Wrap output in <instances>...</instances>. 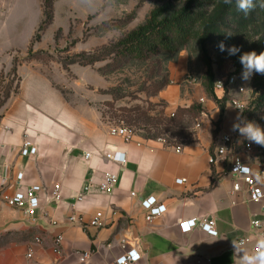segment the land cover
Here are the masks:
<instances>
[{
	"label": "crops",
	"instance_id": "1",
	"mask_svg": "<svg viewBox=\"0 0 264 264\" xmlns=\"http://www.w3.org/2000/svg\"><path fill=\"white\" fill-rule=\"evenodd\" d=\"M25 67H18L22 77L18 95L0 109V264H114L123 252V237L138 246L141 264H241L244 253H255L264 261V254L254 250L264 239V200L251 201L245 184L233 192L237 181L231 173L233 153L210 162L225 134L235 138L234 154L254 171L257 158L243 151L239 143L245 138L232 131L237 110L228 101L222 113L202 77L198 84L185 80L189 68L182 58L171 69V83L159 99L172 114L204 98L201 108L207 113L202 127H195L188 141L180 144L182 152L139 132L126 143L110 134L112 124L98 121L97 111L89 119L64 112L65 103L50 78L26 74ZM227 91L230 96L236 93L234 87ZM26 142L38 148L37 154L22 156ZM86 153L92 155L90 159ZM108 153H124L127 160H110ZM106 171L119 174L112 195L98 190ZM19 173L24 174L21 183ZM182 178L186 181L178 183ZM90 181L91 194L75 210V197ZM57 184L62 187L60 202L52 199ZM32 185L43 188L35 221L4 200V195ZM152 196L167 210L149 223L143 201ZM114 210L120 214L113 216ZM99 211L105 214L103 227L69 222L74 213L89 222ZM204 218L216 221L218 236L186 226L189 220ZM254 220L261 226L255 227ZM58 235L64 236L60 253L55 243ZM240 240L245 244H238ZM85 251L91 252V258L81 262L79 255Z\"/></svg>",
	"mask_w": 264,
	"mask_h": 264
},
{
	"label": "rangeland",
	"instance_id": "2",
	"mask_svg": "<svg viewBox=\"0 0 264 264\" xmlns=\"http://www.w3.org/2000/svg\"><path fill=\"white\" fill-rule=\"evenodd\" d=\"M196 10L209 12L217 0H197ZM188 0H0V109L18 95L22 71L50 78L64 112L98 121L126 124L150 138L179 145L195 132L197 98L190 107L166 112L159 94L171 83V69L181 58L188 64L184 79L198 84L206 74L201 48L203 25L190 24L175 41L176 51L164 50L154 37L139 44L129 36L145 24L153 10L167 6L165 16L181 10ZM46 12V14H45ZM208 39L217 78L238 75L249 93L246 114L253 112L256 76L237 74L233 62ZM191 76V77H190ZM195 107L193 108V106ZM63 114V112L61 113Z\"/></svg>",
	"mask_w": 264,
	"mask_h": 264
},
{
	"label": "built area",
	"instance_id": "3",
	"mask_svg": "<svg viewBox=\"0 0 264 264\" xmlns=\"http://www.w3.org/2000/svg\"><path fill=\"white\" fill-rule=\"evenodd\" d=\"M191 77V76H190ZM234 87L236 93L233 94L230 98V103L237 110L238 115L241 116V119L246 120V110L248 104L250 102V95L247 92L245 86L243 85L240 77L238 75H231L228 78L222 79L217 78L215 83V90L217 92H225L228 88ZM200 103H205V99L202 98ZM244 111L241 112V109ZM175 115V112L172 113ZM207 117V113L205 111L201 112V115L196 120L195 127L201 128L203 125L204 119ZM137 131L134 127L128 126L126 124H112L110 128V134L115 137L121 138L126 143H130L134 140L137 135ZM159 141H163L170 147H173L177 152H182L183 148L179 145H174L168 143L163 138H157ZM242 146L243 151L249 156H255L257 158V167L256 171L253 170L251 166L246 164L245 160L239 155L234 154L236 140L230 134H225L220 139V145L216 149L215 156L210 158L211 163H215L218 158L225 156L226 154L233 153V162L231 165V173L237 179L233 186V192L237 193L242 189V184H245L247 191L249 193L250 200L253 202H261L264 200V180L258 181L257 176L264 177V146L259 148L257 144L250 142L244 139L243 142L239 143ZM238 145V141H237ZM38 152V148L35 146H31L29 142L24 144V147L21 151L22 156H31L35 155ZM90 153L85 154L86 159L91 158ZM107 158L110 160H115L119 163L126 162V155L124 153H108ZM0 177H2L0 173ZM24 179V174L19 173L17 175V180L21 183ZM119 174L114 171H106L104 173L102 181L98 184V190L107 195H112L119 183ZM186 179L182 178L178 180V183L185 182ZM93 189V181L85 184L81 192L75 197L74 208L75 210H79V205L82 204L85 199L91 194ZM43 192V188L40 185H32L27 188L20 189L16 191L14 194H6L4 195V200L8 206L22 210L30 220L35 221L37 217V213L41 207V194ZM52 199L55 202H60L62 200V187L57 184L54 188ZM143 206L145 208V219L147 222L152 223L155 219L159 218L162 214H164L167 210L166 205L160 204L155 196L149 197L143 201ZM120 212L118 210L113 211V216L119 215ZM69 222L71 224H79L82 226L90 225L96 227H103L105 225V214L102 211L96 213L94 218H92L89 222L86 221L83 214H72L69 217ZM252 224L255 227L261 226L259 220H254ZM186 226L190 228L199 227L206 233L212 236H218L219 231L217 229L216 221L212 218H204L201 220L192 219L186 222ZM64 240L63 235H58L56 238V251L58 253L61 252V244ZM246 240H240L238 244H245ZM121 245L123 248V252L117 256L114 264H141L143 259V255L140 252L137 245H132L129 241V238L123 237L121 239ZM256 253L262 254L264 252V239L260 240L255 248ZM29 257H32V254H29ZM91 258V252L85 251L80 253L79 260L81 262H86Z\"/></svg>",
	"mask_w": 264,
	"mask_h": 264
},
{
	"label": "trees",
	"instance_id": "4",
	"mask_svg": "<svg viewBox=\"0 0 264 264\" xmlns=\"http://www.w3.org/2000/svg\"><path fill=\"white\" fill-rule=\"evenodd\" d=\"M197 6V0H188L181 10L171 16H165L169 10L167 6L159 7L153 10L148 21L135 30L129 39H133L139 44H145L155 36L159 40L158 44L161 48L174 52L176 51L175 41L184 37L185 27L190 24L201 23L203 25L201 48L203 62L206 66V74L202 76V84L224 113L225 104L231 96L226 90L224 95L219 97L215 90L217 77L214 61L207 45L208 39L211 36L218 37L217 48L222 55L233 62L237 74H242L244 69L240 63V56L250 52H255L257 55L264 53V9L257 8L245 17L242 13L237 12L234 4L226 5L223 0H217L209 12H199L196 10ZM227 31H231L233 34L228 36L225 33ZM221 43L225 45V51L220 50L219 45ZM233 46L239 48V52L236 55H229L227 49ZM254 89L252 111L262 114L261 118L258 116L256 119V124L260 126L264 125V75L257 74ZM201 112L202 108L198 106L197 114H201ZM245 116L248 121L246 113Z\"/></svg>",
	"mask_w": 264,
	"mask_h": 264
},
{
	"label": "clouds",
	"instance_id": "5",
	"mask_svg": "<svg viewBox=\"0 0 264 264\" xmlns=\"http://www.w3.org/2000/svg\"><path fill=\"white\" fill-rule=\"evenodd\" d=\"M226 5H235L237 12L242 13L247 17L257 8L264 9V0H223ZM228 36L233 33L231 31L225 32ZM221 51H225V45H219ZM229 55H236L239 48L233 46L227 49ZM240 63L243 66L242 79L248 80L255 74L264 75V53L257 55L255 52L245 53L240 56ZM241 109V108H240ZM244 110L241 109V112ZM233 132H238L239 135L246 140L257 145L264 146V128L252 121L241 119L237 116V122L232 126ZM258 181L264 180V177L257 176ZM264 254V252H262ZM241 264H264V261L258 259L255 253H244L241 257Z\"/></svg>",
	"mask_w": 264,
	"mask_h": 264
}]
</instances>
